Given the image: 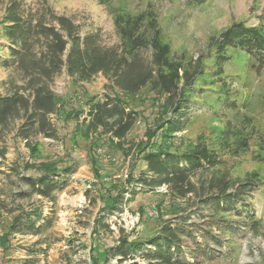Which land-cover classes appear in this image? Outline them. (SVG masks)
<instances>
[{
  "label": "rangeland",
  "instance_id": "rangeland-1",
  "mask_svg": "<svg viewBox=\"0 0 264 264\" xmlns=\"http://www.w3.org/2000/svg\"><path fill=\"white\" fill-rule=\"evenodd\" d=\"M12 3L25 16L38 18L46 11L66 16L79 26L81 36L97 33L106 47L120 42L116 15L142 14L145 22L155 21L174 58L203 56L205 71L198 78L199 88L188 95L179 129H165L160 136L156 133L174 116L166 115L157 93L146 87L124 94L101 73L75 82L65 69L50 83L57 100L56 111L48 116L56 132L53 138L34 131L27 139L20 137L22 110L0 127V149L5 152L0 155V264H163L148 256L155 252L149 239L167 219L184 231L179 246L172 248L174 264H264V70L251 67L246 54L236 49H228L230 58L221 71L206 57L212 50L209 43L230 24L264 22V0H0V28ZM7 46L0 29V95L26 94L22 88L27 79L9 60ZM105 95H118L137 111L122 139L100 128L80 130L66 118L75 108L86 109L87 99ZM226 96L233 106L225 104ZM163 134L169 135L166 141ZM198 143L214 149L219 163L195 172L190 178L194 191L185 197H176L163 185L149 190L126 180L127 174L136 177L145 170L143 156L149 149L180 152ZM45 161L60 168L71 165L69 172L56 176L61 190L49 198L31 193L24 183V178L41 174L39 166ZM223 175L234 187L245 178L259 184L240 212L214 215L207 184ZM117 194L121 197L110 207ZM20 211L30 213L35 228L10 233L8 227ZM241 212L255 220H241ZM123 238L144 242L125 260L113 255ZM109 248L113 252L107 255Z\"/></svg>",
  "mask_w": 264,
  "mask_h": 264
},
{
  "label": "trees",
  "instance_id": "trees-1",
  "mask_svg": "<svg viewBox=\"0 0 264 264\" xmlns=\"http://www.w3.org/2000/svg\"><path fill=\"white\" fill-rule=\"evenodd\" d=\"M114 22L120 42L106 47L100 43L97 33L81 36L79 26L66 16L56 15L51 11H46L45 15L38 18L33 15L25 16L18 5L12 3L0 29L8 42L9 60L27 79L22 88L26 94L14 92L12 95H0V127L6 126L8 120L22 110L25 120L18 130L20 137L27 139L34 131L53 138L56 132L48 116L56 111L57 100L50 89V83L65 69L75 82L89 80L101 73L112 88L124 94H135L143 88H149L162 97L166 115L168 113L174 116L168 117V122L156 135L160 136L165 129L177 131L182 122V114L188 109V95H192V91L199 88L198 78L205 71L203 56L195 60L174 58L170 46L162 40L155 21L145 22L142 14H118ZM209 46L212 50L206 57L211 59L216 71H221L229 60L228 49L243 52L247 56V64L250 63L258 71L264 70V22L256 25L234 22L213 38ZM146 52H150L149 56L144 54ZM2 62L7 64L8 59ZM222 92L227 95L225 86ZM225 98V104H233L230 96ZM86 103L87 110L75 108L66 114V118L76 121L80 130L100 128L104 133L122 139L137 120V111L130 108L118 95H105L103 99L89 98ZM85 111L86 116L79 121L80 115ZM167 138L169 135H162V140L166 141ZM4 153L1 148L0 155ZM218 157L214 149L205 143H198L192 149L180 152L166 147L152 148L143 156L145 170L140 171L136 177L127 174L126 180L149 190L163 185L176 197H185L194 191L191 176L197 171L218 164ZM39 168L42 169L41 174L35 178H24V183L31 193L49 198L61 190V178L56 176L62 170L69 172L71 165L60 168L55 162L45 161ZM258 184L253 178H245L234 187L230 185L226 175L212 177L207 184L209 195L206 198L214 210V215L240 212L245 206L243 201L246 196ZM20 195H27V192ZM120 197L121 194H117L110 207H114ZM156 208L158 211L162 210L158 205ZM32 211V215L38 217L37 210ZM28 213L20 211L13 218L8 227L10 233L35 228V222ZM240 216L245 222L255 220L248 212H241ZM252 225L256 227V224ZM180 232L184 231L171 226L169 219L165 220L160 224L157 234L149 239L155 252L148 256L163 264H174L172 248L179 246L182 240ZM143 243V240L128 241L123 238L116 251L109 248L106 254L113 252L114 256L125 260L132 250H139Z\"/></svg>",
  "mask_w": 264,
  "mask_h": 264
},
{
  "label": "built area",
  "instance_id": "built-area-1",
  "mask_svg": "<svg viewBox=\"0 0 264 264\" xmlns=\"http://www.w3.org/2000/svg\"><path fill=\"white\" fill-rule=\"evenodd\" d=\"M149 213H150V212H149ZM149 215H151V213H150Z\"/></svg>",
  "mask_w": 264,
  "mask_h": 264
}]
</instances>
